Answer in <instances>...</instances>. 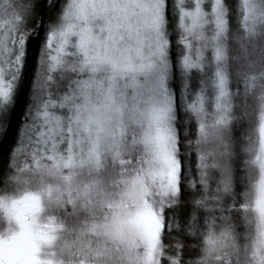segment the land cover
<instances>
[{
    "label": "snow or ice",
    "instance_id": "6c2138e0",
    "mask_svg": "<svg viewBox=\"0 0 264 264\" xmlns=\"http://www.w3.org/2000/svg\"><path fill=\"white\" fill-rule=\"evenodd\" d=\"M233 9V0H0V264L241 256L230 221H245L249 204L246 192L234 198L235 101L264 71L232 69L264 41V5L239 0L235 27ZM185 115L194 138L181 135ZM257 127L243 167L264 175V94ZM191 152L196 171L185 179ZM185 184L200 193L191 205ZM256 192L264 220V182Z\"/></svg>",
    "mask_w": 264,
    "mask_h": 264
},
{
    "label": "trees",
    "instance_id": "16d2710c",
    "mask_svg": "<svg viewBox=\"0 0 264 264\" xmlns=\"http://www.w3.org/2000/svg\"><path fill=\"white\" fill-rule=\"evenodd\" d=\"M234 3V9H233V13H232V24L233 26H237L238 25V16H239V0H233ZM250 49L255 51H251V55L252 58H249V61L251 63L250 67L246 68L245 72L247 73H254L259 75V73H261L262 71H264V41H261L259 38H257V40L255 41V44L253 45V43H249L248 45V50ZM254 58V59H253ZM241 59H243V56L241 55ZM236 65L233 66V69H235ZM232 69V70H233ZM234 71V70H233ZM38 72H36L35 70L33 71L34 76L37 77ZM30 83H31V79L32 77L30 76ZM233 86H236V81L235 78L233 79ZM239 87L242 89L243 88V84L241 83L239 85ZM257 91L261 92L263 91L264 94V79H259L256 82V87L254 88V90L250 93V95L247 97V100L245 99V97L243 96H238L236 98V105L238 107V114H239V118L235 124V127L239 129V142L241 145V155H242V160H241V169L240 171L242 172V175L240 176L239 180H238V187L235 190V199H242V194L243 192L246 191L247 188V178H246V174H247V168L243 167V162L249 158V153L244 152L243 148L246 147L248 144H252L254 145L255 143H258V131H257V124H258V113H259V109L257 107L256 109V115H255V121H254V128H253V135H251L248 139L246 138L248 135V131L250 130L249 127V123L247 121H245V119H242L241 114L242 112H244V105L247 103V101L251 98V96L255 95L257 93ZM260 94V95H261ZM258 102L259 99L257 98ZM252 101V100H251ZM249 102V101H248ZM243 103H245L243 105ZM253 105V104H251ZM181 112L184 113L185 109H181ZM257 122V124H256ZM180 123L183 124V129L181 131V135L185 136L186 138H194V129H195V121L191 118H189L187 115H185V118L183 121H180ZM253 126V125H252ZM16 132V125H13V130L10 133L9 136V141L13 138V136L15 135ZM236 137H233V142L235 143ZM194 159H195V153L191 152L187 155V158L185 160V164H184V168H185V179H189L192 178V176L195 174V164H194ZM250 170V169H249ZM212 186L215 187L214 182L212 183ZM185 201L188 204H192L194 198L196 196H198L200 193L195 192L193 189L189 188L186 184H185ZM203 210H201L202 212ZM202 220V217H201ZM219 222V221H218ZM234 227V231L242 236L243 233L246 231V224L244 223V220L242 219V217H237L234 216L231 221ZM198 250V249H197Z\"/></svg>",
    "mask_w": 264,
    "mask_h": 264
},
{
    "label": "clouds",
    "instance_id": "9594fccd",
    "mask_svg": "<svg viewBox=\"0 0 264 264\" xmlns=\"http://www.w3.org/2000/svg\"><path fill=\"white\" fill-rule=\"evenodd\" d=\"M264 5V0H259ZM258 143L253 145L254 156L256 154V148ZM264 182V175L261 174V170L257 165H253L250 168V179H247V201L249 209L247 218L244 221L247 228L242 236L238 235L235 231L233 233L235 242L240 246L241 256L237 257L235 252L231 248H226V252L232 253L230 256L224 257L220 261H214L213 264H259V261L253 258L252 251L258 250L260 255H264V220L261 219L260 215L254 210V201L257 195V185ZM248 246V252L245 256L244 246ZM199 251V248H198ZM121 258L112 261V264H136L135 260L123 258L122 254H118Z\"/></svg>",
    "mask_w": 264,
    "mask_h": 264
},
{
    "label": "rangeland",
    "instance_id": "374dc122",
    "mask_svg": "<svg viewBox=\"0 0 264 264\" xmlns=\"http://www.w3.org/2000/svg\"><path fill=\"white\" fill-rule=\"evenodd\" d=\"M251 51H253V50H251ZM251 51H250V49L248 50V57H247V60H245L244 58L243 59H240V61H239V64L238 65H236V67H235V69H233L234 71L238 68L240 71H242V72H245V70H246V68H248V67H250V65H251V63H250V61H249V58L251 57L252 58V53H251ZM253 52H255V51H253ZM254 59V58H253ZM37 78H38V74H37ZM257 96H255V95H253V96H251V98L247 101V105H248V108H247V115H245L244 114V112H242V114H241V117H242V119H245V121H247L250 125H249V127H250V130L248 131V135H247V137L246 138H248V139H250L249 137L251 136V135H253V133H254V131H253V128H254V121H255V115H256V109H257V107H258V109H259V102H258V100H257ZM252 100V101H251ZM245 103H243V105H244ZM251 104H253V105H251ZM256 124H257V122H256ZM253 125V126H252ZM258 125V124H257ZM257 129V131H258V127L256 128ZM247 160V159H246ZM248 172H247V174H246V178L248 179H250V170H247ZM246 179V180H247Z\"/></svg>",
    "mask_w": 264,
    "mask_h": 264
},
{
    "label": "bare ground",
    "instance_id": "6f19581e",
    "mask_svg": "<svg viewBox=\"0 0 264 264\" xmlns=\"http://www.w3.org/2000/svg\"><path fill=\"white\" fill-rule=\"evenodd\" d=\"M261 93H263V91H261V92L257 91V93L255 94V96H257L258 99H259Z\"/></svg>",
    "mask_w": 264,
    "mask_h": 264
}]
</instances>
